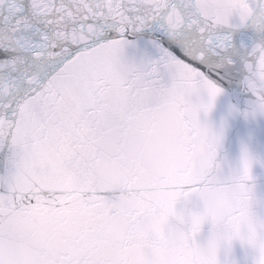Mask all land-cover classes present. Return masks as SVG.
<instances>
[{
  "label": "snow or ice",
  "instance_id": "snow-or-ice-1",
  "mask_svg": "<svg viewBox=\"0 0 264 264\" xmlns=\"http://www.w3.org/2000/svg\"><path fill=\"white\" fill-rule=\"evenodd\" d=\"M0 264H264V0H0Z\"/></svg>",
  "mask_w": 264,
  "mask_h": 264
}]
</instances>
